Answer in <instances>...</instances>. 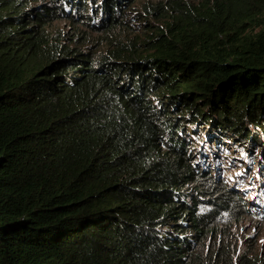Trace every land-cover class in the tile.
Wrapping results in <instances>:
<instances>
[{
    "label": "trees",
    "instance_id": "16d2710c",
    "mask_svg": "<svg viewBox=\"0 0 264 264\" xmlns=\"http://www.w3.org/2000/svg\"><path fill=\"white\" fill-rule=\"evenodd\" d=\"M140 2L0 0V264H264L185 230L248 213L208 174L219 154L264 190V0ZM146 18L142 44L99 57L48 40Z\"/></svg>",
    "mask_w": 264,
    "mask_h": 264
},
{
    "label": "rangeland",
    "instance_id": "374dc122",
    "mask_svg": "<svg viewBox=\"0 0 264 264\" xmlns=\"http://www.w3.org/2000/svg\"><path fill=\"white\" fill-rule=\"evenodd\" d=\"M203 1V0H200ZM158 0H141V4L145 8L151 10L149 4H157ZM140 3L137 7H140ZM136 12V11H133ZM131 14V10L128 12ZM143 15H148L145 11L141 12ZM147 25L144 27H137L138 22L133 21L135 25L132 34L127 33L121 36L118 40H108L107 35L103 33H88L85 31V27H72L70 25H64V23H55L51 26L49 34V42H54L62 46L65 50L88 52L96 55L97 57L107 54L110 50L116 48V45H112L113 42H121L122 44H142L143 39L149 38L150 34H153L155 28L160 23L154 19L146 18ZM120 36V35H118ZM141 47H137L136 50H141ZM233 156L231 154H219L217 158L212 159V165L208 174L212 177L219 175L220 183L222 186L229 189L228 197L234 198L233 192L238 191L244 193L242 201L233 202L234 205H243L244 210L248 213L242 215L240 210L232 213L226 211V209L215 208L216 212L211 213L212 217L208 219L207 226L202 229L199 238H195L196 234L191 233L190 228L186 227L188 232V238L193 241L190 242L192 250L199 254H208L217 248L225 249L228 252L246 254V255H264V190L257 191V188H250L249 182H254L252 178L242 180L241 174L245 170H241L239 163L236 161V165L231 166L228 157ZM238 158V156H234ZM210 163V162H209ZM250 172L255 171V166ZM263 178V177H262ZM208 192L217 196L218 191L213 190L211 187H205ZM250 189V190H246ZM191 190L194 189L191 187ZM201 190V188H199ZM259 190V189H258ZM261 190V189H260ZM197 195V192H194ZM199 197H201L199 195ZM210 199V198H209ZM191 204L192 201H190ZM208 208H200L199 213L210 215Z\"/></svg>",
    "mask_w": 264,
    "mask_h": 264
},
{
    "label": "flooded vegetation",
    "instance_id": "af4514ba",
    "mask_svg": "<svg viewBox=\"0 0 264 264\" xmlns=\"http://www.w3.org/2000/svg\"><path fill=\"white\" fill-rule=\"evenodd\" d=\"M195 78V77H194ZM203 79H204V77H199V78H195V82H192L191 84H190V87H191V89H194V88H192V85L193 84H197L198 82H200V81H203ZM180 87H181V89H186V88H184V85H180ZM190 89V88H189Z\"/></svg>",
    "mask_w": 264,
    "mask_h": 264
}]
</instances>
